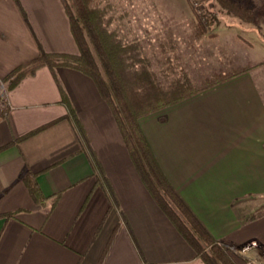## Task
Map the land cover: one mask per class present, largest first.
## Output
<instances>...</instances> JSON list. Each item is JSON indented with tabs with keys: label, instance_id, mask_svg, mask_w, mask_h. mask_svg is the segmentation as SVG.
Returning <instances> with one entry per match:
<instances>
[{
	"label": "crops",
	"instance_id": "crops-1",
	"mask_svg": "<svg viewBox=\"0 0 264 264\" xmlns=\"http://www.w3.org/2000/svg\"><path fill=\"white\" fill-rule=\"evenodd\" d=\"M41 50L78 54L62 0H0V93L7 112L0 121V264H205L144 186L89 77L41 67L5 89L3 80ZM244 76L139 124L195 217L217 242L243 252L235 264H264V215L250 220L264 199V92ZM71 113L117 207L97 182ZM27 181L46 200L36 203Z\"/></svg>",
	"mask_w": 264,
	"mask_h": 264
},
{
	"label": "trees",
	"instance_id": "trees-1",
	"mask_svg": "<svg viewBox=\"0 0 264 264\" xmlns=\"http://www.w3.org/2000/svg\"><path fill=\"white\" fill-rule=\"evenodd\" d=\"M79 1L80 3L76 2L73 6L74 15L66 12L78 55L47 54L41 50L38 58L18 67L3 80L8 82L5 89L11 90L24 77L32 76L41 67L70 68L89 77L100 96L108 104L129 157L162 213L202 262L234 264L227 255L225 247L210 235L167 180L140 127L139 119L182 102L209 87L229 81L247 72L248 69H237L227 75L213 76L198 86L188 82L176 83L165 91L157 83L153 72L148 69L147 60L135 55L133 51L136 49L120 46L112 34L104 29L97 6L89 8L87 1L91 0ZM213 1L244 24L251 25L255 22L254 8L243 6L235 0ZM210 21L206 24L199 21V29L205 32ZM86 36L92 40L93 50L86 42ZM136 63H139L141 67H134ZM6 114L5 93L2 92L0 93V121L6 117ZM70 118L78 131V138L82 145L87 146L86 152L95 170L99 186L108 196L110 203L117 207L118 202L112 187L96 160L78 120L73 113L70 114ZM27 184L30 195L36 203L46 200L35 182L27 181ZM57 199L58 195L54 196L53 203ZM261 215L264 213L252 216L250 220ZM12 216L13 214L5 215V217Z\"/></svg>",
	"mask_w": 264,
	"mask_h": 264
},
{
	"label": "rangeland",
	"instance_id": "rangeland-1",
	"mask_svg": "<svg viewBox=\"0 0 264 264\" xmlns=\"http://www.w3.org/2000/svg\"><path fill=\"white\" fill-rule=\"evenodd\" d=\"M235 1L255 9L253 24H244L213 0H91L87 3L89 8L97 6L102 26L120 46L136 49L133 53L147 60L148 69L165 91L176 83L198 86L213 76L247 68L239 76L256 81L264 92V0ZM76 2L80 3L62 0L71 15ZM199 21L203 24L210 21L205 32L199 29ZM86 42L93 50L92 40L87 36ZM134 67L141 65L136 63ZM261 201L264 204V199L258 201L260 210L255 215L264 213ZM224 247L233 263H239L243 252Z\"/></svg>",
	"mask_w": 264,
	"mask_h": 264
}]
</instances>
